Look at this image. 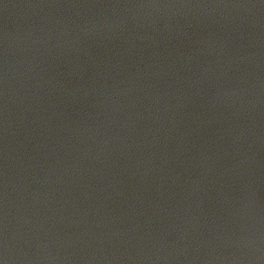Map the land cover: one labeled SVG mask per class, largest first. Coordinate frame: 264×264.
<instances>
[{
    "label": "water",
    "instance_id": "1",
    "mask_svg": "<svg viewBox=\"0 0 264 264\" xmlns=\"http://www.w3.org/2000/svg\"><path fill=\"white\" fill-rule=\"evenodd\" d=\"M0 264H264V0H0Z\"/></svg>",
    "mask_w": 264,
    "mask_h": 264
}]
</instances>
